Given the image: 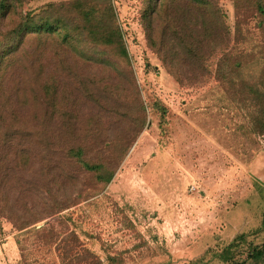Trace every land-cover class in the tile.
<instances>
[{"label":"trees","instance_id":"1","mask_svg":"<svg viewBox=\"0 0 264 264\" xmlns=\"http://www.w3.org/2000/svg\"><path fill=\"white\" fill-rule=\"evenodd\" d=\"M0 0V216L22 229L111 179L145 121L140 89L110 0ZM143 0L146 46L181 86L210 77L250 130L264 134V0ZM243 234L218 254L228 255ZM61 264L102 260L74 229ZM264 264V243L250 251Z\"/></svg>","mask_w":264,"mask_h":264},{"label":"rangeland","instance_id":"2","mask_svg":"<svg viewBox=\"0 0 264 264\" xmlns=\"http://www.w3.org/2000/svg\"><path fill=\"white\" fill-rule=\"evenodd\" d=\"M116 1L143 128L92 195L22 229L0 216V264H61L56 243L67 229L102 260L117 254L122 264H228L218 254L242 233L228 260L254 264L250 251L264 243V187L254 166L264 134L250 130L212 77L179 85L146 46L143 0L124 9ZM220 4L232 29V2Z\"/></svg>","mask_w":264,"mask_h":264},{"label":"crops","instance_id":"3","mask_svg":"<svg viewBox=\"0 0 264 264\" xmlns=\"http://www.w3.org/2000/svg\"><path fill=\"white\" fill-rule=\"evenodd\" d=\"M38 1L44 3L46 1H56V0H38ZM116 3L118 4L119 9H124L127 5H129V3L131 5V0H118L116 1ZM254 163H255L254 164L255 171L258 174L257 177L259 178V180H261L262 185L264 187V155H259L258 157H256Z\"/></svg>","mask_w":264,"mask_h":264}]
</instances>
